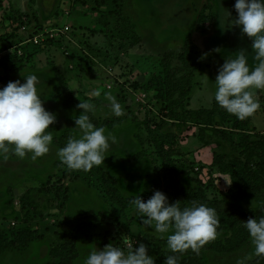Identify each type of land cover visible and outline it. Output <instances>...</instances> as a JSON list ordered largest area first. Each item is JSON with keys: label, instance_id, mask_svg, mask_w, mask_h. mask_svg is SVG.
Instances as JSON below:
<instances>
[{"label": "rangeland", "instance_id": "obj_1", "mask_svg": "<svg viewBox=\"0 0 264 264\" xmlns=\"http://www.w3.org/2000/svg\"><path fill=\"white\" fill-rule=\"evenodd\" d=\"M234 4L235 0H127V13L142 42L122 53L119 32L112 24L115 16L110 14L115 8L114 0H36L32 6L29 0H0L2 43L9 40L10 35L15 41L24 38L18 22L10 18L17 12L29 26L35 24L40 27L39 31H50L46 34V42L38 45L40 48L37 47L36 55L24 60L22 71L12 75L10 81L20 80L23 83V76L35 74L43 106L56 116V122L50 125L53 141L47 154L35 160L30 153L23 158L11 150L0 154L1 225L4 229L9 226L31 228L43 236L22 251L1 254L0 264L46 263L49 250L62 243V233L69 228L66 219L89 210L103 211L109 217L102 228L108 243H89L80 237V257L75 264H83L91 250L103 249L110 243L124 250L144 243L151 249L146 235L160 237L153 228L141 223L134 208L119 212L107 205L93 169L84 172L66 167L55 168V163L60 161L57 144L65 136L80 135L74 123L75 116L81 111L77 108L80 102L94 105L91 113L99 124L116 118L122 121L112 129H105L106 133L116 138V143L106 152L107 157L101 166L109 168L125 196L139 195L148 199L156 190L169 193L183 186H196L194 179H197L209 198L223 201V208L229 206L227 193L232 182L228 175L213 165V155L218 153L232 157L238 155L237 152L219 141L212 127L206 133L207 144L199 141V129L188 124L167 121L166 126L156 128L164 117L162 105L143 87L153 76L161 73L164 53L181 47L188 38L201 49L202 55H207L196 74L185 109L209 108L214 99L218 69L226 58H234L239 50L245 49L248 65L252 67L256 64L251 40L242 35L233 22L237 15ZM226 10L233 18H229ZM203 11L211 21L202 22L197 31L198 16ZM105 20L109 23L108 27L103 24ZM26 48L29 52L36 49L30 44ZM15 51L14 48L8 49L4 55ZM55 71L65 82L62 89L65 97L59 100L51 97L54 87L59 85ZM4 76L10 75L0 64V78ZM8 82L0 83V88ZM256 95L261 107L252 117L248 134L264 137V90H258ZM109 96L121 105V116L112 113ZM153 129L155 137L173 135V145L179 155L173 156L171 163L177 169L188 171V174L174 179L161 170V160L152 142ZM140 139L144 144H140ZM171 144L164 141L165 148ZM140 151L146 154V158L133 161L132 156ZM118 159H128L130 163H121ZM63 175L66 178H62ZM28 191L40 205L42 216H26L20 210V200ZM257 203V200H243L241 206L247 211L256 207ZM167 235L164 234L163 238ZM229 236L217 235L214 240ZM253 251L249 238L234 252L207 253L205 264H237L240 260L248 264L257 257Z\"/></svg>", "mask_w": 264, "mask_h": 264}, {"label": "trees", "instance_id": "obj_2", "mask_svg": "<svg viewBox=\"0 0 264 264\" xmlns=\"http://www.w3.org/2000/svg\"><path fill=\"white\" fill-rule=\"evenodd\" d=\"M106 2V0H103ZM115 8L110 12L115 16L112 24L119 32L120 52L124 53L128 50L140 45L142 39L127 13V0H114ZM36 0H29L30 6L34 5ZM204 9L209 10L208 7ZM23 14V13H22ZM197 31L200 29L202 22L211 21L209 16H205V12H201L198 16ZM14 22H18V28L28 25L23 22L22 15L17 12L10 17ZM24 23V24H23ZM105 27L109 23L105 20ZM35 26V27H34ZM39 26L28 25L24 33V38H15L10 35L9 40L2 43L0 40V54L8 49H16L15 53L3 55L0 64L6 68L8 76L0 78V83L8 82L11 76L22 71L24 60L33 58L40 48L33 43L26 42L33 36L35 29ZM36 48L35 51L29 52L27 45ZM38 47V49H37ZM19 51L21 54H19ZM202 51L190 39H185L182 46L175 49H168L161 59V73L153 76L143 87L148 94H152V98L162 105V113L164 117L156 128L160 129L167 125V121L188 124L199 129L198 139L207 144L206 133L209 128L214 129L216 138L228 144L238 155L228 157L224 154L214 153L213 165L218 170L230 177L232 185L227 193V201L229 206L223 208V201L209 198L205 189L200 186V181L194 179L196 186L187 185L178 190L169 193L163 192L169 203L180 202V206H190L193 201L203 203L208 207L215 209L219 226L217 228L218 235H230L229 237L219 238L209 241L198 252L191 249L182 254H173L167 248V238H160L154 235H146L145 239L152 248L148 249V254L155 258V264H164V259L169 255H177L178 264H205L206 254L216 252L219 254L231 253L242 247L248 241L249 234L243 227L250 217L259 218L264 216V137L262 135L250 136L248 134L249 124L252 117L240 120L234 115L227 113L223 108L217 105L213 99L209 108L201 109H185L186 100L195 85L196 74L202 68ZM59 79V85L53 90L52 98L59 100L64 98L62 89L64 88V78L55 71ZM94 100V99H93ZM98 103V101H96ZM89 118L97 127L104 129H112L113 126L122 124L121 119L116 118L112 121L105 120L99 124L96 117L90 112ZM152 142L156 150V155L161 160V170L168 176L177 179L189 172L177 169L171 159L175 155H179L178 149L173 145V135L164 134L155 137V131H151L153 135ZM69 136H65L64 140L58 143V147H63ZM155 137V138H154ZM165 139V140H164ZM164 141L172 142L168 147H164ZM140 144H144L141 139ZM133 161H142L146 158V154L140 151L132 156ZM121 163H130L128 159H118ZM66 167L60 161L55 163V168L60 169ZM97 177L98 187L101 189L104 200L115 211L126 212L134 207L130 204L133 196H125L119 186L118 180L109 170L103 166L92 168ZM62 178H66L63 175ZM257 200V206L247 211L241 206L243 200ZM147 200V199H143ZM20 210L25 212L24 215L37 214L42 216L40 205L33 198L31 191L26 192L20 200ZM109 217L103 211L95 212L89 210L84 214L66 219V226L62 233V243L51 248L48 253V261L44 264H75L80 257L78 248V240L83 237L89 243H108L106 235L102 233L103 224ZM14 225V224H13ZM43 238L37 230L31 228H20L9 226L4 229L0 223V255L5 252L22 251L31 244L40 241ZM248 264H264V256H257Z\"/></svg>", "mask_w": 264, "mask_h": 264}, {"label": "clouds", "instance_id": "obj_3", "mask_svg": "<svg viewBox=\"0 0 264 264\" xmlns=\"http://www.w3.org/2000/svg\"><path fill=\"white\" fill-rule=\"evenodd\" d=\"M234 9L237 13L234 18L226 10L227 14L241 34L251 40L256 64L248 65L245 49L239 50L234 58H226L214 81L213 98L227 113L244 120L260 109L256 93L264 90V0H235ZM23 77V83L9 81L0 88V154L11 150L23 158L30 153L35 160L50 150L53 141L50 125L56 122V116L43 106L38 77L35 74ZM109 100L112 113L121 116V105L113 97L109 96ZM77 108L81 111L74 123L80 135L69 136L66 144L57 149V157L69 170L88 172L104 164L105 154L116 143V138L91 122L89 113L94 111L93 104L80 102ZM130 204L142 224L153 228L160 238L168 234L167 248L173 254L189 249L198 252L218 235L217 213L203 203L193 201L190 206L181 207L180 202L169 203L167 196L156 190L146 201L138 195ZM243 227L249 234L253 254L264 256V216L250 217L243 222ZM83 264H155V258L148 254L144 243L128 250L110 243L103 249L91 250ZM164 264H178L177 255L166 256ZM237 264H245V261Z\"/></svg>", "mask_w": 264, "mask_h": 264}, {"label": "built area", "instance_id": "obj_4", "mask_svg": "<svg viewBox=\"0 0 264 264\" xmlns=\"http://www.w3.org/2000/svg\"><path fill=\"white\" fill-rule=\"evenodd\" d=\"M65 30H69L68 27H65L64 28ZM26 27L23 26L21 28V31H26ZM51 31H54V30H51ZM50 31H39V29H35V31L33 32V36L31 38H29L26 42H30V43H33L34 45L38 46V45H42L46 42L47 40V37H46V34H48ZM51 37H53V35H51ZM6 52V51H5ZM5 52H3L2 54H0V59L2 58V55L5 54ZM19 54H21V52L19 51Z\"/></svg>", "mask_w": 264, "mask_h": 264}]
</instances>
